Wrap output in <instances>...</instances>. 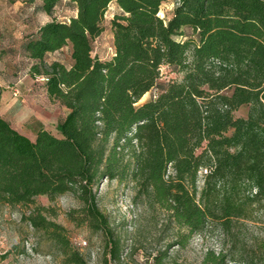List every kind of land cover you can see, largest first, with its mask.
Masks as SVG:
<instances>
[{
	"label": "trees",
	"instance_id": "obj_1",
	"mask_svg": "<svg viewBox=\"0 0 264 264\" xmlns=\"http://www.w3.org/2000/svg\"><path fill=\"white\" fill-rule=\"evenodd\" d=\"M61 1L36 9L51 14ZM164 1L68 0V21L52 18L21 44L28 74L44 78L65 113L56 131L40 127L34 139L0 115V205L33 204L25 219L67 264L86 263L37 196L71 195L78 206L66 217L103 231L113 260L120 238L97 204L102 179L131 182L133 200L162 210L180 246L208 223L228 232L264 203V0H175L167 19ZM112 3L113 51L102 58L93 42ZM67 45L69 65L45 60ZM162 67L174 76L161 81ZM226 257L207 251L203 263Z\"/></svg>",
	"mask_w": 264,
	"mask_h": 264
},
{
	"label": "rangeland",
	"instance_id": "obj_2",
	"mask_svg": "<svg viewBox=\"0 0 264 264\" xmlns=\"http://www.w3.org/2000/svg\"><path fill=\"white\" fill-rule=\"evenodd\" d=\"M37 4L38 0H0V113L7 119L18 118L17 112L5 115L12 108L23 109L22 119L13 120L12 125L19 131L23 129L30 139L40 127L56 131L55 125L63 119L65 109L58 100L49 98L43 79L28 74L32 60L24 55L21 44L48 20L68 21L75 14L68 0H62L51 14L37 10ZM174 4L175 0L162 2L160 16L167 19ZM115 12L119 9L112 3L103 18L104 30L93 42V52L102 58L113 51L110 20ZM45 60H59L68 65L69 46L48 53ZM161 72V81L174 76L166 67ZM14 90L17 95L13 94ZM148 97L149 93L141 101ZM33 108L40 110V117L34 114ZM246 112L247 106H241L235 115L245 116ZM197 184L202 185L201 176ZM133 196L129 181L102 179L98 185V207L107 216L114 235L120 238L119 259L115 260L108 255L103 231L94 232L85 224L78 226L66 217V210L78 206L71 195L64 194L52 201L40 195L35 198V204L55 210L56 215L48 218L64 228L63 234L86 264H154L163 252L166 255L162 264H204L207 251L224 253L227 256L224 264H264L263 202L253 205L247 217L233 219L228 232L217 223H208L180 246L175 245L174 228L166 221L164 212L140 200L134 201ZM33 206L0 205V264H67L59 245L25 219Z\"/></svg>",
	"mask_w": 264,
	"mask_h": 264
},
{
	"label": "crops",
	"instance_id": "obj_3",
	"mask_svg": "<svg viewBox=\"0 0 264 264\" xmlns=\"http://www.w3.org/2000/svg\"><path fill=\"white\" fill-rule=\"evenodd\" d=\"M68 65H69V64H68ZM29 109H30V108H29ZM33 109H34V114H36V115H38V116L40 117V110H39V109H36V108H33ZM14 112H15V113L17 112V114L19 113L20 116H19L18 118H12V119H7V118H6L7 120L10 121L11 125L14 124V123H13V120H15V119H17L18 121H20L19 119H22L21 117H23L22 115H24V113H25L23 109H18V110H16L15 108H12V109H10V110L7 111V114H6L5 116H7V115H9V114H11V113L15 114ZM0 115L4 117L3 114L0 113ZM4 118H5V117H4ZM31 118L36 119V120L39 119V118L36 117V116H31ZM63 118H64V117H63ZM39 121H40V120H39ZM12 126H13V125H12ZM14 126H15V125H14ZM14 126H13V127H14ZM16 127H17V126H16ZM14 128H15V127H14ZM18 128H19V127H18ZM15 129H16V128H15ZM19 129H20V128H19ZM38 129H39V128H37V130H38ZM17 130H18V129H17ZM21 130H22L23 132H22V131H20V132L23 133V134H25V131H24L23 129H21ZM37 130H36V131H37ZM18 131H19V130H18ZM35 134H36V132H35ZM25 135H26V134H25ZM34 137H35V136H34ZM33 139H34V138H33Z\"/></svg>",
	"mask_w": 264,
	"mask_h": 264
},
{
	"label": "built area",
	"instance_id": "obj_4",
	"mask_svg": "<svg viewBox=\"0 0 264 264\" xmlns=\"http://www.w3.org/2000/svg\"><path fill=\"white\" fill-rule=\"evenodd\" d=\"M41 79L44 80V78H41ZM13 94H14V95H17V90H14Z\"/></svg>",
	"mask_w": 264,
	"mask_h": 264
}]
</instances>
